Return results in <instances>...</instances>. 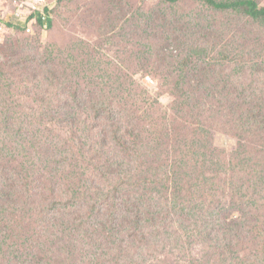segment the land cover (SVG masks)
<instances>
[{
    "label": "rangeland",
    "instance_id": "obj_1",
    "mask_svg": "<svg viewBox=\"0 0 264 264\" xmlns=\"http://www.w3.org/2000/svg\"><path fill=\"white\" fill-rule=\"evenodd\" d=\"M52 1L49 8L56 7L52 12L48 10L54 20L51 30H36L35 34L28 36L19 29H7L0 23V128L4 131L3 139L0 138V156L4 157L10 151L14 156L23 158L14 164H7L12 167L8 169L14 171L21 181L31 183L41 180L37 183L43 184H36L33 194H22L18 190L19 198L14 195L18 202L17 213L24 206L26 212L31 210L33 200L34 208L45 207L47 215L50 204L45 203V196L51 190L48 186L53 187V182L83 174L85 180L96 179L102 183V173L109 168L107 165H115L109 177L112 186L117 189L107 201L109 205L117 202L122 205L121 221L132 214L128 208L133 205L143 204L145 214L146 200L152 196L155 198L158 192H161L159 198L165 196L167 199L166 210L176 207L171 213L175 218L178 213L188 216L191 186L199 185L205 189L219 187L222 192L224 167L217 155L214 164L203 171L195 169L193 172L186 167L187 154L176 139L178 128L184 122L180 117L182 115L166 111L172 103L167 93L176 88L175 81L181 79L185 81L182 92L196 91L197 94L191 101L187 98L179 100L178 105L184 102L183 106H191L197 100L229 103L233 100L230 97L232 94L237 102L254 108L258 120L263 121L262 136L249 139L246 135L245 142H252L262 151L259 166L255 169L260 170L264 166V28L258 23L243 20L237 14L204 9L194 0L176 5H166L161 0ZM256 2L264 8V0ZM24 18L14 14L10 21L18 26ZM169 38L168 48L164 47ZM46 58L49 59L44 66L42 60ZM25 62L29 69L22 70L21 74L33 80L35 86L19 78ZM50 67L52 69L48 71ZM164 73H173L174 81H158L156 76ZM66 77L67 80L72 79L70 86H67ZM29 95H38L37 100L42 102L40 109L33 108L30 114L22 113V120L5 123L11 105L22 106L26 113H29V108L36 107ZM68 100L75 108L64 118L62 107ZM96 105L108 114L116 110L124 114L121 119L116 118L124 123L122 128L140 134L144 149L147 144L158 149L127 153L111 145L101 150L100 139L96 135L110 133V129L107 130L105 117L95 118ZM143 111L150 113L143 118ZM39 112L49 115H37ZM117 115L111 113L110 117ZM155 124L160 126H153ZM163 126L162 140L157 146V134L152 133ZM194 129L192 126L188 133L191 134ZM213 135L217 149L230 154L237 147V139L223 134ZM80 143L86 145V160H82L80 165L91 170L76 167L79 164L75 160L74 148ZM29 157L33 159V172H28L26 163ZM143 157L164 160V175H169L170 180L165 184L155 182L151 172L144 169ZM52 159L59 160V164H49ZM138 159L140 162L136 161ZM175 163L184 166L183 176L191 180V184L187 181L185 185L180 184L181 176H176ZM23 167L26 171L22 170ZM219 171L220 176L216 174ZM262 180L264 182V178ZM254 182L255 179L250 184V191H253ZM3 186L4 183L0 188ZM262 191L264 187L256 194L258 208L252 207L251 215H245L249 210L245 208V213L233 211L229 217L224 239L226 245L230 244L231 253L226 251V247L220 254L217 253L208 246L210 240L200 236L207 245L194 239L192 242L196 243L188 246L191 250L189 257L201 259L204 264H214L218 255L221 259L232 255L230 264L242 260L245 255L240 247L249 243H241L240 239L250 232H264ZM55 194L56 191H53L52 195ZM179 195L185 197L182 205L178 202ZM223 203L237 205L239 201H230L227 194ZM7 206V203L0 205V223L11 216L5 208ZM241 207L244 208V205ZM111 211L110 207L104 216L97 219L98 223L104 222ZM46 215L43 218L48 223L49 214ZM17 216L18 219L27 218V214L18 213ZM110 222L113 223L112 220ZM218 229L221 236L222 228ZM129 234L128 229L122 233L126 235L122 237L126 246L130 245ZM5 236L0 226V240L4 242V248L0 249V264H43L38 258L27 260L17 254L16 261H12V249L3 239ZM1 247L3 245L0 244ZM110 252L105 249L100 254L109 256ZM246 255L251 257L254 253ZM247 257L245 262L250 264ZM252 260L264 264L262 254Z\"/></svg>",
    "mask_w": 264,
    "mask_h": 264
},
{
    "label": "trees",
    "instance_id": "obj_2",
    "mask_svg": "<svg viewBox=\"0 0 264 264\" xmlns=\"http://www.w3.org/2000/svg\"><path fill=\"white\" fill-rule=\"evenodd\" d=\"M184 1L186 0H161L166 5H176ZM194 1L204 6V9L208 8L209 10H214V12L237 14L243 20H249L254 24L258 23L264 28V8L259 7L256 0ZM24 2L29 3L28 0H0V23L7 29H19L28 36L35 34L36 30H51L54 20L48 14V10L52 12L56 7L49 8L53 2L52 0H44L43 3L39 4L37 10L30 9V14L22 20V24L18 26L11 24L10 17L14 16L19 5ZM28 7L30 8V6ZM165 42L166 44L163 46L168 48L170 38ZM47 59L49 58L42 60L44 66H47ZM24 65L25 67L19 72V78L23 82L35 86L36 84L33 80L21 74L22 70L29 69L26 62ZM51 69L52 67L47 70L50 71ZM156 77L159 79L158 81H174L173 73H164ZM66 81L67 86L73 83L72 79L67 80V77ZM175 82L177 87L167 93L172 98V103L166 111L168 114L175 111L179 116L182 115L180 117L184 122L178 128L179 134L176 139L187 154L186 167H189L193 172L195 169L203 171L214 164L215 155H217L224 167V169L221 167L224 174L222 192H220L219 187L205 189L199 185L196 187L195 185L191 186L189 214L185 217L183 213H178L176 218L171 214L176 207L172 210H166L165 203L167 199L165 196L159 198L161 192H158L155 194V198L152 196L146 200L145 214L143 212V204L133 205V207L128 208V211L132 214L127 220L121 221L122 205L120 206L118 202L109 205L107 201L114 192H117L116 187L112 186L109 177L115 165L113 167L107 165L109 168L102 173V183H98L96 179L85 180V175L83 174L80 177L66 181L53 182V187L48 186L51 189L50 191L48 190L45 196V203L50 204L48 209L50 213H48L49 215L47 214L50 218L48 223L43 218L46 215L45 207L34 208L33 200L31 201L33 207L31 210L26 212L27 208L24 206L18 212L23 216L27 214V218L19 216L20 219H18V213L16 212L18 208L16 198H19L18 190L20 189L22 194L25 192L33 194L35 185L40 184V186H43V184L37 183L41 182V180L31 183L29 181H21L14 174V171L9 170L8 168L12 169V167L7 166V164L11 162L14 164L16 161L23 159L19 156H14L9 151V154L4 157L0 156V187L4 183V186L0 188V205L7 203L8 206L5 208L11 212V216L6 217V222L2 221L0 226L6 234L3 239L8 241L12 249V255L10 256L12 261H16L17 254L25 256L27 260L35 261V258H38L43 264H204L201 259L189 257L191 250L188 246L196 243L192 242L194 239L207 245V242L201 239L200 236L209 239L208 246L215 249L217 253L220 254L225 247L227 248L225 250L231 253V246L230 244L226 245L227 243L225 244L224 239L228 230L225 226L229 217L233 215V211H239L241 214L245 213V208L249 209L245 215L247 217L251 215L252 207L258 208L259 202L255 198L256 194L264 187L262 180L264 178V166L260 170L255 169L259 166L260 153L262 151L257 145H252V142H249V144L245 142L246 135L249 139L254 136H262L263 121L258 120V115L251 105L237 102L236 97L234 99L232 94H230V97L233 100L229 103L197 100L190 104L191 106H183L184 102L182 103L183 105H178L179 100H184L185 98L190 101L193 100L197 92H182L185 84L184 79ZM37 96H28L36 105V107L28 109L29 113H26L22 106L10 104V113L6 115L7 118L4 119V122L10 123L22 120V113L30 114L33 108L40 109L42 102L40 99L37 100ZM240 98L242 100L243 96ZM155 102L157 103L158 99ZM74 108L71 101H66L62 107L65 111L64 118H67ZM94 110L95 118L99 119V116L105 117L108 123L107 130L110 129V133L100 132L96 135L98 140L100 139L101 150L103 147L111 145L119 147L124 152L158 149L157 147H151V144H147L145 146L146 149H144L143 137H140V134L134 132V130L122 128L124 123L118 122L119 120L116 118L121 119L124 114H120L116 110V112L112 111L110 114L117 113L118 115L110 117V114L97 105ZM149 113L150 111H143V118ZM37 115L48 116L49 114L39 112ZM153 126L160 125L155 124ZM192 126L195 129L190 134L188 132ZM82 128H85V126H82ZM88 130L90 131V128ZM89 131L85 130V132ZM75 132L78 133L79 130L75 129ZM163 132L164 126L162 129L152 133V135L157 134L158 141H155V145L159 146ZM214 133L228 135L237 139V147L230 154L217 149L213 143ZM3 134L4 131L0 128L1 139H3ZM79 140L81 141L82 138ZM74 152L76 163L79 164L76 167L84 170L89 168L80 165L82 160H86L84 155L86 145L80 143L79 146H75ZM142 159H144L142 160L144 169L151 172L155 182L165 184L170 180L169 175H164V169L166 168L164 160H155L151 159V157H143ZM136 161L140 162L139 159ZM59 162V160L52 159L48 163L58 165ZM90 162L93 164L91 160ZM176 163L174 168L176 176H181V179H179L180 184L185 185L186 181L191 184V180L183 176L184 166ZM26 164L29 166L28 172L35 171L32 157H29ZM22 170L26 171L24 167ZM216 174L220 176L221 172H216ZM228 175L230 176L229 180ZM253 179H255L254 188L253 191H250V184ZM16 180L18 181L15 182ZM58 190L60 193H57ZM53 191H56L55 196L52 195ZM227 194L230 201H239V204H224V198ZM182 199L185 202V197L182 198L179 195L178 202L180 205L183 203ZM248 201L250 202L246 205ZM242 205H244V208L241 207ZM214 206L216 207L214 208ZM110 207L112 211L108 218L99 224L97 219L104 216ZM157 208H160V210L158 211ZM44 228L46 231L42 233L41 230ZM218 228H222L221 236ZM126 229L130 232L129 246H126L125 240L122 239V237L127 235H122ZM240 242L249 243L240 247L245 257H247L246 254L254 253L253 256L247 257L250 259V264H257L251 259L260 257L261 254L264 257V232L262 230L256 233L250 232L248 236H244V239L241 238ZM0 244L3 245L0 249L4 248L2 240H0ZM105 249L111 250L109 256L100 254ZM245 257L231 264H246ZM231 258L232 255H226L225 259H221V256L218 255L214 264H230Z\"/></svg>",
    "mask_w": 264,
    "mask_h": 264
},
{
    "label": "built area",
    "instance_id": "obj_3",
    "mask_svg": "<svg viewBox=\"0 0 264 264\" xmlns=\"http://www.w3.org/2000/svg\"><path fill=\"white\" fill-rule=\"evenodd\" d=\"M43 1L44 0H28L29 3H25V2L21 3L15 15L18 16L19 18H23V16L28 17V15L30 14V9L37 10L39 7V4L43 3ZM27 4H30V5H27ZM28 6H30V8Z\"/></svg>",
    "mask_w": 264,
    "mask_h": 264
}]
</instances>
